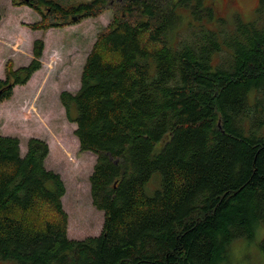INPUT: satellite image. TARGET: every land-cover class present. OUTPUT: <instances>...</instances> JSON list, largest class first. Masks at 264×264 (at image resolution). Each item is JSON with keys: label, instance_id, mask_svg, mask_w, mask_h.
<instances>
[{"label": "trees", "instance_id": "16d2710c", "mask_svg": "<svg viewBox=\"0 0 264 264\" xmlns=\"http://www.w3.org/2000/svg\"><path fill=\"white\" fill-rule=\"evenodd\" d=\"M11 1L39 15L32 30L113 18L78 90L59 94L79 149L96 156L100 232L68 237L47 143L30 137L22 155L0 133V264H220L231 241L253 237L264 225V0L230 26L210 0ZM43 47L35 39L27 65L7 66L0 102L40 67Z\"/></svg>", "mask_w": 264, "mask_h": 264}, {"label": "rangeland", "instance_id": "374dc122", "mask_svg": "<svg viewBox=\"0 0 264 264\" xmlns=\"http://www.w3.org/2000/svg\"><path fill=\"white\" fill-rule=\"evenodd\" d=\"M53 1L65 6L91 0ZM210 1L228 26L233 25L235 17L252 20L258 3V0ZM180 16L184 20L190 19L181 12ZM112 18L113 11L108 9L77 24L45 31L32 30L27 24L39 20L35 11L26 5H13L11 0H0V79H5V69L10 63L14 69L31 61L35 39L42 38L44 42L40 67L24 84L14 85L11 96L0 102V133L17 137L22 155L30 137L47 143L49 152L44 164L58 172L64 182L65 193L61 201L68 215L67 235L70 238L82 239L98 234L102 212L92 205L90 196L89 176L96 156L79 149L73 132L76 125L66 116L59 94L63 90L72 93L78 90L82 67L97 32ZM146 187L148 190L159 187L157 173ZM263 238L264 225L258 224L252 238L230 242L227 258L220 264H264L260 246Z\"/></svg>", "mask_w": 264, "mask_h": 264}]
</instances>
